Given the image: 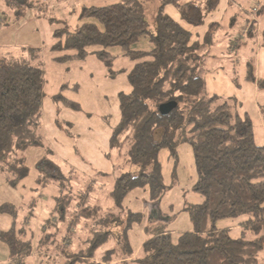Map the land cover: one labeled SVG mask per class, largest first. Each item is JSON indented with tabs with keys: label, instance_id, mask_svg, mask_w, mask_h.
<instances>
[{
	"label": "trees",
	"instance_id": "trees-1",
	"mask_svg": "<svg viewBox=\"0 0 264 264\" xmlns=\"http://www.w3.org/2000/svg\"><path fill=\"white\" fill-rule=\"evenodd\" d=\"M219 1L164 0V4H176L186 22L199 26L206 14L217 8ZM163 9L162 6L158 12L155 33L149 28L140 0L84 6L81 25L76 31L64 28L54 32L56 42L52 50L61 53L55 58L59 62L83 60L95 53L114 76L117 71L113 70V63L117 56L108 49L117 46L136 61L128 73L132 90L120 94L121 122L110 144L119 150L127 147L130 162L149 169L138 174L126 172L116 180L109 194L113 206L103 217L104 221L92 229L85 249L63 251L64 264L115 261L111 258L117 248L108 250L101 261L96 253L116 236V227H123L122 247L126 256L122 258L133 257L128 230L134 223L142 222L144 214L126 209L124 200L134 189L148 187L149 199L154 202L153 211L159 213L158 201L167 188L159 154L168 146L173 155H177L179 141H188L193 146L198 174L194 189L204 197L203 202L190 208L193 230L181 233L177 241H173L169 232L156 231L143 242L140 255L133 260L142 264L259 263V253L264 249V145L256 143L253 123L247 113H233L227 103L215 105L216 97L205 94L204 78L198 74L199 48L190 44L191 32ZM259 13L264 21V3ZM247 35L254 36L252 31ZM261 35L264 41V27ZM143 37L154 44L151 50L130 48ZM91 47L103 49L91 51ZM29 49L36 56V49ZM44 77L43 68L29 59L9 56L0 60V172L14 187L30 171L25 159L14 153L44 147L39 133ZM247 77L255 80L249 63ZM258 85L264 87V78L258 80ZM169 101H176L177 107L166 115L161 114L159 106ZM185 132L189 135L185 136ZM36 168L39 182L64 177L59 165L47 155L38 160ZM101 210L100 205H87L82 217L92 218ZM0 211L16 217L17 206L5 202L0 205ZM242 214H249L244 226L256 235L252 239L245 238V231L234 238L228 229L216 225L221 219ZM24 234L15 225L0 231V240L8 245L14 264H26L25 260L32 254L31 242L25 240ZM126 259L117 264H124Z\"/></svg>",
	"mask_w": 264,
	"mask_h": 264
},
{
	"label": "rangeland",
	"instance_id": "rangeland-1",
	"mask_svg": "<svg viewBox=\"0 0 264 264\" xmlns=\"http://www.w3.org/2000/svg\"><path fill=\"white\" fill-rule=\"evenodd\" d=\"M118 1L0 0V29L10 27L14 31V37H10L14 44L9 45V53L5 55L29 59L45 71L39 129L44 147L14 153L24 158L30 169L29 175L18 186L10 185L0 174V205L10 202L17 206L16 217L0 211V231L13 225L24 231L25 240H30L32 245V255L25 260L26 264H64V250L85 249L92 229L104 221L103 217L112 208L109 194L116 180L126 172L138 174L149 170L130 162L127 147L119 150L110 144L121 122L120 94L132 90L128 73L136 61L124 55L119 46L108 49L117 56L113 63L117 73L111 76L95 53L83 60L59 62L55 58L61 53L52 50L56 42L54 32L64 28L76 31L81 25L80 14L84 6H106ZM140 1L153 33L162 6L164 13L191 32L190 44L199 48L198 74L204 78L205 94L216 97L215 105L227 103L233 113H247L253 123L256 143L264 145V87L258 85V80L264 78L261 35L264 21L259 13V4L264 0H220L217 8L207 13L199 26L186 22L174 3ZM189 1L192 0H180V3ZM254 7L258 8L257 12ZM250 31L254 36L247 35ZM2 47L0 43V52ZM153 47L147 37L130 45L137 51H148ZM29 48L36 49V56ZM99 49L103 48H90L91 51ZM248 63L254 69L255 80L247 77ZM61 97L78 106L66 103ZM187 135L189 133L185 132ZM176 152L177 155H173L167 146L159 154L167 187L158 201L159 213L153 211L154 202L149 199L148 187L134 189L124 200L126 209L144 214L143 221L134 223L128 230L134 256L140 255L143 242L156 231L169 232L173 241H177L181 233L193 230L190 208L204 200L194 189L198 180L195 154L188 141H179ZM45 155L59 165L64 177L38 181L36 163ZM87 205H100L102 212L93 219L82 217ZM247 218L249 214L224 218L216 225L228 229L234 238L245 231V238L252 239L256 235L244 226ZM115 229L119 241L106 242L97 250L96 258L101 261L108 250L117 248L111 258L117 261L103 264H117L126 259L122 258L126 256L122 247L123 227ZM258 259V264H264V249ZM126 260L124 264H142L131 258ZM0 264H14L9 247L2 240Z\"/></svg>",
	"mask_w": 264,
	"mask_h": 264
},
{
	"label": "crops",
	"instance_id": "crops-1",
	"mask_svg": "<svg viewBox=\"0 0 264 264\" xmlns=\"http://www.w3.org/2000/svg\"><path fill=\"white\" fill-rule=\"evenodd\" d=\"M264 3V1L263 2H261L260 4H259V6H262V4ZM258 6V5H257ZM256 6V7H257ZM2 13H3V11H2ZM251 13V12H250ZM253 16V15H252ZM5 33H6V36H5ZM11 35H12V37H14V31H11V28L9 27V28H7V29H5L4 27L3 28H1L0 29V43L3 45V47L1 48V52H0V60L2 59V58H5V57H9L10 56V54H7V55H5L6 53H9V48L11 47V46H9L10 44H14V40L13 39H10V37H11ZM12 41V42H11ZM6 45H8V46H6ZM0 174L4 177V175L0 172ZM5 178V177H4ZM10 203V202H9ZM112 206H113V202H112ZM114 232H115V234H116V236L115 237H112L111 239H114V240H116V242H117V240L119 241V239H117V236L119 235V233H116V229H114ZM110 239V240H111ZM9 253H10V251H9ZM32 255V254H31ZM30 255V256H31ZM29 256V257H30ZM137 256H134L133 255V257L131 258V260H133L134 258H136ZM28 258V257H27ZM129 259V258H128ZM117 260H115V262H116Z\"/></svg>",
	"mask_w": 264,
	"mask_h": 264
},
{
	"label": "water",
	"instance_id": "water-1",
	"mask_svg": "<svg viewBox=\"0 0 264 264\" xmlns=\"http://www.w3.org/2000/svg\"><path fill=\"white\" fill-rule=\"evenodd\" d=\"M177 105L178 103L176 101L165 102L159 106V111L161 112V114L166 115L170 113L172 110H174L177 107Z\"/></svg>",
	"mask_w": 264,
	"mask_h": 264
},
{
	"label": "built area",
	"instance_id": "built-area-1",
	"mask_svg": "<svg viewBox=\"0 0 264 264\" xmlns=\"http://www.w3.org/2000/svg\"><path fill=\"white\" fill-rule=\"evenodd\" d=\"M254 11L257 12V11H258V8L254 7ZM252 15H253L252 18L254 19V18H255L254 13H253ZM247 28H248V27H246L245 31H247ZM245 31H244V32H245ZM244 34H245V33H244Z\"/></svg>",
	"mask_w": 264,
	"mask_h": 264
}]
</instances>
